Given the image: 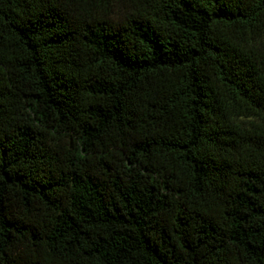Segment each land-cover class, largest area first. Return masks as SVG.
Masks as SVG:
<instances>
[{
    "label": "trees",
    "instance_id": "trees-1",
    "mask_svg": "<svg viewBox=\"0 0 264 264\" xmlns=\"http://www.w3.org/2000/svg\"><path fill=\"white\" fill-rule=\"evenodd\" d=\"M0 264H264V0H0Z\"/></svg>",
    "mask_w": 264,
    "mask_h": 264
}]
</instances>
